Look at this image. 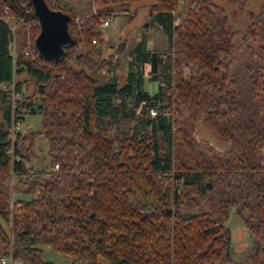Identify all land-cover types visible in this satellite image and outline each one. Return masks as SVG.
<instances>
[{
    "label": "trees",
    "instance_id": "16d2710c",
    "mask_svg": "<svg viewBox=\"0 0 264 264\" xmlns=\"http://www.w3.org/2000/svg\"><path fill=\"white\" fill-rule=\"evenodd\" d=\"M135 1L92 0L79 13L45 0L70 16L73 42L54 61L26 54L40 29L30 0H0V257L55 264L42 257L48 245L68 264H264V1L239 32L218 13L248 0H155L146 29L157 26L169 45L148 49L143 36L120 83L102 56L101 26L117 13L131 21ZM241 48L246 102L230 69ZM101 69L102 80L87 72ZM21 73L14 100L2 84ZM180 104L192 108L187 117ZM33 112L48 141L46 170L25 164L36 132L10 131ZM200 115L226 148L194 138ZM232 208L250 238L238 260L224 223Z\"/></svg>",
    "mask_w": 264,
    "mask_h": 264
},
{
    "label": "rangeland",
    "instance_id": "374dc122",
    "mask_svg": "<svg viewBox=\"0 0 264 264\" xmlns=\"http://www.w3.org/2000/svg\"><path fill=\"white\" fill-rule=\"evenodd\" d=\"M67 4L73 11L79 13H88L93 10L92 0H61ZM154 0H138L140 4H146L148 2H153ZM264 0H248L244 9H239L235 5L222 4V12L220 11L218 15L222 16L226 14L229 20L231 27L234 30L242 32L249 23L248 13L250 11L256 12L261 3ZM54 8V7H53ZM132 6L130 10L132 11ZM135 13V18L129 22L128 13H117L108 17V24L102 25L103 30L102 42L100 44L101 49L106 54L102 53V56L106 60L114 61L116 67L112 73L118 78L121 83L124 79L125 72L128 68V63L132 58V53L134 47L138 40L144 36L148 44L152 48H164L167 46V37L166 35L155 25L149 26L148 30L146 29V23L149 22V18L146 15H143V11L147 12L146 8L140 7ZM132 11V12H133ZM19 22L11 20L10 26L12 31H16ZM146 29L147 31L142 34V30ZM29 31V30H28ZM29 35V32H28ZM125 39V48L123 52L117 54L115 52V46L121 40ZM239 42V38H236ZM34 41V40H33ZM33 41L28 39L26 49L33 43ZM14 49V42L12 43V50ZM238 60L230 66L232 70L233 77L236 80V89L239 92V99L243 102H246L249 99V93L251 88L250 81V72L246 68L249 63L248 52L244 48L238 49L237 51ZM76 66V64H74ZM77 67V66H76ZM148 66L144 67L145 74L148 71ZM187 68L183 67V72L187 73ZM88 73L96 75L99 80L105 78L109 73L106 70L101 69L100 71L87 70ZM147 75V74H146ZM28 75L26 73H21L20 75H15L13 77L15 83L18 80L27 79ZM149 82V81H148ZM146 83V88L150 89V85ZM27 87L28 92L33 90V81L27 80L26 84L24 83L23 88ZM177 105H172V112L175 113L174 108ZM180 111L182 117H187L191 111V107H184L180 104ZM189 122V121H188ZM194 130V138L196 140H202L209 142L214 145L215 148L223 150L227 146V141L224 138L218 137L216 133L205 123L203 117L200 115L195 121H190ZM41 118L40 115L36 112L26 113L23 115V120L20 123L19 130L23 132L34 131L36 135L34 137V142L29 150V158L25 161V164L28 167H32L34 170L39 169H49V160L47 156L48 151V141L42 131ZM14 133V132H13ZM11 133V135L13 134ZM15 134V133H14ZM261 149V148H260ZM17 197L29 198L28 195L15 194ZM226 226L230 228L232 235V257L236 260L241 257L244 258L247 247L250 244V238L246 226L243 224L241 217L234 211V208L230 210L228 219L224 222ZM245 242V243H243ZM243 243V244H240ZM239 245L241 247H239ZM42 257L47 261H51L55 264H68L70 262V257L66 254L60 253L56 250H53L48 245H41Z\"/></svg>",
    "mask_w": 264,
    "mask_h": 264
},
{
    "label": "water",
    "instance_id": "95a60500",
    "mask_svg": "<svg viewBox=\"0 0 264 264\" xmlns=\"http://www.w3.org/2000/svg\"><path fill=\"white\" fill-rule=\"evenodd\" d=\"M30 4L32 6L33 15L37 18L40 26L33 44L39 55L57 61L64 56L66 46L73 42V37L68 29L70 16L60 9L50 8L45 0H30ZM125 43V39L117 43L115 46V52L117 54L123 52Z\"/></svg>",
    "mask_w": 264,
    "mask_h": 264
},
{
    "label": "built area",
    "instance_id": "2783aa9c",
    "mask_svg": "<svg viewBox=\"0 0 264 264\" xmlns=\"http://www.w3.org/2000/svg\"><path fill=\"white\" fill-rule=\"evenodd\" d=\"M106 24H108V19H104V20H103V25H106ZM92 41L95 42L94 39H93ZM36 52H38V51H37V49L34 47V44H33V45H30V46L27 48V50H26V54H30V55H35ZM2 86H3L4 88H8V89H9V93H10L12 99L15 100L16 98L20 97V92L17 91V90L15 89V81H14V79H12L11 82L3 83ZM149 113H150L151 115H155L156 111H155L154 108H150V109H149ZM19 128H20V123H19V122L17 123V122L14 120L13 123H12V126H11V128H10V131H11V133H13V132H15L16 130H18ZM55 167H57V165H55ZM0 262H2V263L10 262L11 264H20V261H19V260H17V259H13V258H12L11 256H9V255L1 256V257H0Z\"/></svg>",
    "mask_w": 264,
    "mask_h": 264
},
{
    "label": "crops",
    "instance_id": "0c3cea01",
    "mask_svg": "<svg viewBox=\"0 0 264 264\" xmlns=\"http://www.w3.org/2000/svg\"><path fill=\"white\" fill-rule=\"evenodd\" d=\"M155 1V0H154ZM153 1V2H154ZM153 2H148V3H146V4H140V3H138L137 1H135V2H133L132 4H131V6L133 7L132 8V11L133 10H137L138 8H140V7H143V8H146L148 5H150V4H152ZM136 13V12H135ZM143 15H146L147 16V12H145V11H143ZM135 18V17H134ZM129 22H131V21H129ZM150 26H153V25H150ZM147 30H148V28H147ZM145 28L142 30V34H144L146 31H147ZM164 33V32H163ZM165 34V33H164ZM166 35V34H165ZM166 37H167V46L166 47H168V45H169V39H168V36L166 35ZM141 39V38H140ZM140 39L138 40V42L140 41ZM137 42V43H138ZM137 43H136V45H137ZM135 45V46H136ZM145 47L146 48H148V49H152V46H150L149 44H148V42H147V40H146V38H145ZM166 47H164V48H166ZM158 49H162V48H158ZM102 51V50H101ZM102 53L103 54H106V52H103L102 51ZM145 66H147V65H145ZM144 66V67H145ZM148 84L150 85V89H154V90H149V92L151 93V94H153V93H155L156 92V90H157V82L155 81V80H151V81H149L148 82ZM230 234H231V231H230ZM231 240H232V235H231ZM243 243H245V242H243ZM243 243H240V244H243ZM239 247H241L240 245H239ZM0 264H11L10 262H5V263H2V262H0Z\"/></svg>",
    "mask_w": 264,
    "mask_h": 264
}]
</instances>
